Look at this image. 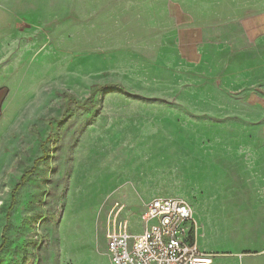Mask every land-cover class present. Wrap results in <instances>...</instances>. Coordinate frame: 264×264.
Wrapping results in <instances>:
<instances>
[{
	"label": "rangeland",
	"instance_id": "obj_1",
	"mask_svg": "<svg viewBox=\"0 0 264 264\" xmlns=\"http://www.w3.org/2000/svg\"><path fill=\"white\" fill-rule=\"evenodd\" d=\"M215 48H226L221 59ZM246 48H264V0H0V243L13 186L43 155L42 142L47 152L17 192L0 264H38L41 250L65 220L66 207L78 203H68L74 186L69 170L82 143V118L91 114L88 110L109 115L103 111L113 104L129 103L101 94L130 93L176 104L175 95L187 91L178 86L180 79L189 77L193 91L211 99L194 101L193 112L181 110L180 127L210 131L212 143L232 140L239 126L250 124L259 127L248 133L250 139L264 140V85L251 77ZM241 49L242 59L235 58ZM181 58L191 61L189 67ZM107 84L117 86L91 95L93 85ZM232 91L243 100L229 98ZM65 95L92 106L75 107L77 117L63 118ZM217 149L177 148L164 139L161 149H138L115 169L114 146L101 145V162L115 169L110 179H81L73 188L90 195L98 183L109 188V206L100 214L104 225L93 235L105 231L107 240L116 215L118 224L126 221L131 232L142 231V203L153 199L150 194L187 199V158H202L205 152L222 157L230 150ZM232 210L228 234L211 225V213L200 221V249L215 254V264H264L263 219L242 236L235 224L241 215L235 206ZM97 216L76 213L66 220Z\"/></svg>",
	"mask_w": 264,
	"mask_h": 264
},
{
	"label": "crops",
	"instance_id": "obj_2",
	"mask_svg": "<svg viewBox=\"0 0 264 264\" xmlns=\"http://www.w3.org/2000/svg\"><path fill=\"white\" fill-rule=\"evenodd\" d=\"M215 49L213 52H217L219 58L226 51V48ZM246 50L243 56L244 50L241 49L240 54L235 58L242 59L243 56L248 59L247 68L251 70V77L256 75L260 78L258 83L264 85V48H246ZM198 52L202 54L203 59L206 58L204 48H199ZM248 53L249 58L247 57ZM181 60L189 67L191 61L184 58ZM242 73L241 77L244 75ZM178 86L186 87L187 91L177 93L175 96H177L178 103L170 105L158 103L163 99L152 96L139 98V96L130 93L97 94L100 97H106V100H111V97H113L112 100H118L122 97L129 103L113 104L110 110L103 111L109 115H91L93 110L87 111L91 114L82 118V143L76 146L73 152L74 156L69 170L70 180L74 182V186H79L77 182L81 179L102 181L110 178L112 169L101 162L104 155V152L99 153L101 145L114 146L113 153L116 156L114 161L117 162L115 169H120L121 164L129 162L130 156L135 154L138 148L144 149V152L161 149L164 139L169 140L177 148L194 149L200 146L203 148L212 146L213 149L221 147L225 150H235L236 154L232 156L229 150V153L226 151L222 157L214 154L212 156L205 152L202 158H187L188 192L186 200L193 206L198 231L201 227L199 226V223L201 225L200 221H206V214L211 213V225L220 228L221 231L227 229L229 232L230 224L227 214L232 212V208L235 206L236 210L234 211L241 215L239 216L240 221L236 219V228L241 230L242 236H246L251 230V224L261 218L264 222V140L253 141L248 135L259 127L243 124L239 126L240 133L235 136L236 139L211 143L209 141L210 131L207 134L203 129H196L193 125L180 127L178 122L181 110L193 112L196 107L194 101L204 102L210 100L211 97L206 92L195 93L193 91L195 84L193 80H189V77L181 78ZM236 93L235 91L228 93L229 98L243 100V96L236 98L235 96L238 94ZM115 97L117 99H114ZM75 99L81 101L79 98ZM135 103H139L138 106H141L133 107ZM90 106L92 104L79 107L75 103H67L64 100L63 116L77 117L76 108H89ZM157 106L160 109L157 110ZM164 108L168 113L162 111ZM219 129L222 128L219 127ZM97 145L99 148H96ZM217 150L219 151V149ZM91 157H93V162H91ZM74 186L69 192L68 203L75 202V200L78 203L66 207L64 217L66 215L67 218H70L76 213H80L84 218L87 213H97L98 216L96 220L93 217L94 220L91 221L82 219L77 222L67 221L65 217L57 229L56 235L50 237L49 242L41 250V257L37 263L112 264L108 254L107 240L104 238L105 231L102 235L100 232L98 237L93 235L95 229H100L104 225L100 214L106 211L105 208L109 206L108 199H105L109 188L106 190L101 183H98L97 191L94 192V195H90L84 191L74 192ZM134 195L137 196L136 193ZM148 195L144 194L145 197ZM150 196L157 197L159 195L152 193ZM87 198L89 199L86 200ZM147 203L143 202L142 204L147 205ZM215 214L224 215L217 218Z\"/></svg>",
	"mask_w": 264,
	"mask_h": 264
},
{
	"label": "built area",
	"instance_id": "obj_3",
	"mask_svg": "<svg viewBox=\"0 0 264 264\" xmlns=\"http://www.w3.org/2000/svg\"><path fill=\"white\" fill-rule=\"evenodd\" d=\"M107 236L112 264H215V254L203 252L197 241L198 224L185 198L157 196L142 214L144 229L134 233L126 221Z\"/></svg>",
	"mask_w": 264,
	"mask_h": 264
},
{
	"label": "trees",
	"instance_id": "obj_4",
	"mask_svg": "<svg viewBox=\"0 0 264 264\" xmlns=\"http://www.w3.org/2000/svg\"><path fill=\"white\" fill-rule=\"evenodd\" d=\"M114 86H117V85L116 84L93 85L91 87V94L95 95V94H97V92L99 90H101L103 88H109V87H114ZM64 100H66L67 103H75L79 107H84V106L89 105V103L87 101L80 102L77 99H75L74 96H71V95H65L64 96ZM72 114L73 113L71 112V115ZM64 117H65V115L63 116V118ZM41 146H42L43 155L40 158L35 160V162H34L32 167H26L24 169L19 181L12 188V191H11V193H12L11 202H10V205H9L8 210L6 212V220H7V222H6V224H5L4 228H3L2 236H1L0 253L5 248V246L7 245V242H8L7 230H8V227H9V221H10V216H11L10 213H11V210L13 209V207L16 205L17 192L27 182L28 177L35 171L38 163L41 160H43V159H45L47 157V152H46V148H45V142H42Z\"/></svg>",
	"mask_w": 264,
	"mask_h": 264
},
{
	"label": "bare ground",
	"instance_id": "obj_5",
	"mask_svg": "<svg viewBox=\"0 0 264 264\" xmlns=\"http://www.w3.org/2000/svg\"><path fill=\"white\" fill-rule=\"evenodd\" d=\"M139 149V148H138ZM129 152V151H128ZM128 152H127V154H128ZM98 164V163H97ZM97 167H98V165H97ZM98 171V170H97ZM113 171V170H112ZM110 179V178H109ZM92 181V180H91ZM108 182V181H107ZM93 187V186H92ZM92 201V200H91ZM225 229V228H224ZM224 233V232H223ZM229 232H227V234H228ZM225 235V234H224Z\"/></svg>",
	"mask_w": 264,
	"mask_h": 264
}]
</instances>
